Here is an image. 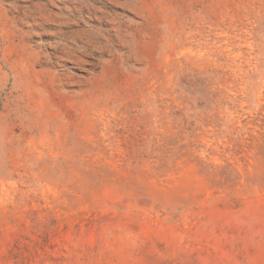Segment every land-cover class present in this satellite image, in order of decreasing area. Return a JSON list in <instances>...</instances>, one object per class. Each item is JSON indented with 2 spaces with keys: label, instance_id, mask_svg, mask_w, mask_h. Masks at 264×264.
Here are the masks:
<instances>
[{
  "label": "rangeland",
  "instance_id": "obj_1",
  "mask_svg": "<svg viewBox=\"0 0 264 264\" xmlns=\"http://www.w3.org/2000/svg\"><path fill=\"white\" fill-rule=\"evenodd\" d=\"M0 264H264V0H0Z\"/></svg>",
  "mask_w": 264,
  "mask_h": 264
}]
</instances>
